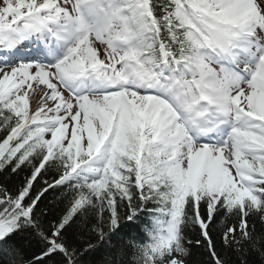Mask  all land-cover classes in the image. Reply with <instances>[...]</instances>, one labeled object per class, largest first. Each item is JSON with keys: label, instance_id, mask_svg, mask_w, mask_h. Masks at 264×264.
Listing matches in <instances>:
<instances>
[{"label": "snow or ice", "instance_id": "6c2138e0", "mask_svg": "<svg viewBox=\"0 0 264 264\" xmlns=\"http://www.w3.org/2000/svg\"><path fill=\"white\" fill-rule=\"evenodd\" d=\"M0 132V264H264V0H0Z\"/></svg>", "mask_w": 264, "mask_h": 264}, {"label": "trees", "instance_id": "16d2710c", "mask_svg": "<svg viewBox=\"0 0 264 264\" xmlns=\"http://www.w3.org/2000/svg\"><path fill=\"white\" fill-rule=\"evenodd\" d=\"M31 108L33 109L32 104H31ZM4 135L5 134L3 132H0V140L4 138ZM25 175H27V171L20 173L19 177L13 174L11 177V182L12 183L19 182V180H21L23 176ZM49 200L51 201V197L49 198ZM197 235L198 233L195 230H193L192 232L189 233V239H195ZM216 244H217V247H220L222 244V240L219 234H216ZM33 251H36V252L39 251L38 245L35 243V241H33L32 246L29 248V253ZM194 252H195V256H194L195 264H210L211 258L205 248L197 247L194 249Z\"/></svg>", "mask_w": 264, "mask_h": 264}, {"label": "rangeland", "instance_id": "374dc122", "mask_svg": "<svg viewBox=\"0 0 264 264\" xmlns=\"http://www.w3.org/2000/svg\"><path fill=\"white\" fill-rule=\"evenodd\" d=\"M43 86H39V88L41 89ZM37 88V89H39ZM40 93V92H39ZM39 99V97L34 98V103H33V110H35L36 106H37V100Z\"/></svg>", "mask_w": 264, "mask_h": 264}]
</instances>
